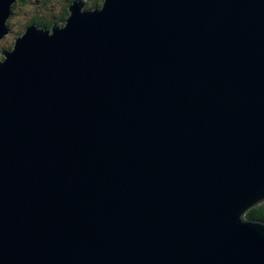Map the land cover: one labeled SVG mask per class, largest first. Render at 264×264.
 <instances>
[{
	"label": "water",
	"instance_id": "water-1",
	"mask_svg": "<svg viewBox=\"0 0 264 264\" xmlns=\"http://www.w3.org/2000/svg\"><path fill=\"white\" fill-rule=\"evenodd\" d=\"M85 5L0 53V264H264V0Z\"/></svg>",
	"mask_w": 264,
	"mask_h": 264
},
{
	"label": "rangeland",
	"instance_id": "rangeland-1",
	"mask_svg": "<svg viewBox=\"0 0 264 264\" xmlns=\"http://www.w3.org/2000/svg\"><path fill=\"white\" fill-rule=\"evenodd\" d=\"M45 2L46 0H27V2L24 3V5L16 7L14 9L15 13H13V16L10 19L11 21L9 20L12 24L11 25L12 29L9 28L11 30L10 33L4 38V40L0 42V53H9L10 50H13L17 39L22 38L31 26H36L39 31L40 30L46 31L43 28H39L38 25H36L35 23H31L34 17L37 16V13H39V16H47V19L53 17H59V16L62 17L61 13L65 0L64 2L63 0H50L49 9L46 6H44L46 4ZM75 2L76 1H74L70 5V7L74 5ZM43 7L46 8L47 10L43 9ZM85 7L86 5L83 6L82 10H85L86 9ZM69 18L70 16L62 23V25H56V26L65 27ZM30 23L32 25L27 27L26 30H23V28ZM3 58H4L3 55H0V62L3 61L2 60Z\"/></svg>",
	"mask_w": 264,
	"mask_h": 264
},
{
	"label": "trees",
	"instance_id": "trees-1",
	"mask_svg": "<svg viewBox=\"0 0 264 264\" xmlns=\"http://www.w3.org/2000/svg\"><path fill=\"white\" fill-rule=\"evenodd\" d=\"M74 1H79V0H65V2L63 0L64 4H63V8H62V13H61L62 17L59 16V17H53V18L47 19V16H39V13H37V16L34 17L35 19H33L31 23L36 22L37 24L36 23L35 24L38 25L39 28H43L49 32L54 25H62V23L70 16L69 7ZM80 1H83V0H80ZM26 2H27V0H20L15 5H13V13H15L14 9L16 7L22 6ZM49 2H50V0H46V2H45L46 4L45 5L43 4L48 9H49V4H50ZM86 2H87V4L85 7L86 8L85 10L86 11H92V9L95 10V9L102 8L104 0H86ZM43 9H46V8L43 7ZM10 21H9L8 25L11 28L12 24ZM31 23L28 24L27 26H25L23 28V30H26L27 27L32 25ZM245 219L250 220V221H254V222L256 221V222L264 223V202L258 203L255 206H253V208H251L246 213Z\"/></svg>",
	"mask_w": 264,
	"mask_h": 264
},
{
	"label": "bare ground",
	"instance_id": "bare-ground-1",
	"mask_svg": "<svg viewBox=\"0 0 264 264\" xmlns=\"http://www.w3.org/2000/svg\"><path fill=\"white\" fill-rule=\"evenodd\" d=\"M35 19V18H34ZM37 19V18H36ZM30 21V20H29ZM36 23V22H35ZM37 24V23H36ZM42 24V23H41ZM41 26V25H40Z\"/></svg>",
	"mask_w": 264,
	"mask_h": 264
},
{
	"label": "clouds",
	"instance_id": "clouds-1",
	"mask_svg": "<svg viewBox=\"0 0 264 264\" xmlns=\"http://www.w3.org/2000/svg\"><path fill=\"white\" fill-rule=\"evenodd\" d=\"M54 26H56V25H54ZM51 31V30H50ZM253 208V207H252ZM246 220V219H245Z\"/></svg>",
	"mask_w": 264,
	"mask_h": 264
}]
</instances>
